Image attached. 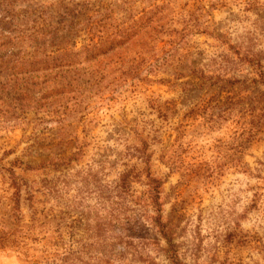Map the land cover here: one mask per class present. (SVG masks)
<instances>
[{
    "label": "rangeland",
    "instance_id": "obj_1",
    "mask_svg": "<svg viewBox=\"0 0 264 264\" xmlns=\"http://www.w3.org/2000/svg\"><path fill=\"white\" fill-rule=\"evenodd\" d=\"M157 5L169 9L166 30L191 32L176 50L164 34L159 67L94 95L81 123L79 116L0 109V264H107V232L88 230L73 207L94 217L95 200L76 190L113 148L115 128L127 134L126 146H139V137L148 143L150 170L163 182L162 221L174 232L181 264H264V86L221 89L209 76L223 67L222 49L200 33L209 27L233 44L251 43L264 73V0H91L87 13L99 11L100 24L113 31ZM92 36L82 33L76 48L96 42ZM191 69L206 77L200 81ZM91 121L83 157L68 169L49 165L57 154L70 155ZM106 173L103 183L115 175ZM148 233L158 245L143 243V258L172 264L156 230Z\"/></svg>",
    "mask_w": 264,
    "mask_h": 264
},
{
    "label": "trees",
    "instance_id": "obj_2",
    "mask_svg": "<svg viewBox=\"0 0 264 264\" xmlns=\"http://www.w3.org/2000/svg\"><path fill=\"white\" fill-rule=\"evenodd\" d=\"M90 1L66 5L64 0H0V109L12 105L7 111L11 116L25 107L56 116H79L81 123L94 95H103L120 81L138 78L143 68L153 72L159 67L162 59L156 47L164 34L169 38L168 46L176 50L184 34L192 30L187 26L166 30L169 9L157 5L138 18L130 16L113 31H105L98 20L103 18L99 11L88 15ZM172 23L175 22L171 20ZM208 28L200 33L209 36L222 49L223 67L218 74L209 76L216 80L215 84H220L221 89L264 86L261 62L252 51L251 43L243 40L233 44L215 33L214 28L210 31ZM84 32L95 36L92 39L96 38V42L90 40L91 44L77 49L76 41ZM246 68L254 70L252 76L247 75ZM190 72L200 81L206 77L202 70ZM87 124L93 121L84 122V138L75 139L70 155L57 154L49 160V165L54 161L57 168L68 169L83 157L88 146ZM112 134L116 136L113 148L105 149L96 161L98 170L92 173L89 169L76 190L93 197L94 217L84 216L80 206L73 210H77L88 230L103 228L107 232V264H154L138 250L145 242L158 245L148 233L154 229L167 246L168 259L172 264H181L174 232L162 221L160 188L163 182L150 170L151 154L146 139L137 137L139 146L130 147L125 145L127 134L117 128ZM104 170L106 178L112 173L115 175L103 183L100 173ZM61 184L67 185L65 179ZM137 184L146 186L147 191L138 193L134 189ZM94 223L104 227H96ZM144 223L151 226L149 230ZM74 254L70 251L63 257Z\"/></svg>",
    "mask_w": 264,
    "mask_h": 264
}]
</instances>
